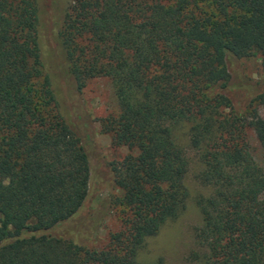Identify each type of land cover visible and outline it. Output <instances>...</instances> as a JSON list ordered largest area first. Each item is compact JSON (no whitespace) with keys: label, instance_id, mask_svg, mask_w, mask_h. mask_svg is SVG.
<instances>
[{"label":"trees","instance_id":"obj_1","mask_svg":"<svg viewBox=\"0 0 264 264\" xmlns=\"http://www.w3.org/2000/svg\"><path fill=\"white\" fill-rule=\"evenodd\" d=\"M54 16L43 0H0V264H168L140 251L187 207L181 131L210 189L186 260L264 264V170L245 134L264 152V116L226 93L242 57L264 68V0H71L59 29ZM99 76L118 107L101 130L129 153L110 163L121 226L97 250L78 95Z\"/></svg>","mask_w":264,"mask_h":264},{"label":"rangeland","instance_id":"obj_2","mask_svg":"<svg viewBox=\"0 0 264 264\" xmlns=\"http://www.w3.org/2000/svg\"><path fill=\"white\" fill-rule=\"evenodd\" d=\"M43 1L53 7L54 24L56 29H59L71 0ZM240 63L239 74H232L226 93L231 98L236 111L245 118L250 116L254 108L260 116H264V108L257 100L258 95L264 94V68L261 65L260 55L252 52L242 57ZM60 85L65 89L63 84ZM78 99L80 105L88 113V123H86L89 124L90 129L87 131L83 127V132L86 135L92 134L90 139L93 142L91 165L94 170V179H99L97 183L95 182L88 198V213L94 230L86 247L100 250L106 245L109 233L121 226L120 208L113 201L116 196L121 195V190L115 187L112 181L110 163L121 160L129 153V150L125 146L113 145L110 136L101 130V120L118 110L111 80L105 76L88 80L78 95ZM245 134L254 161L264 170V152L253 130L246 127ZM179 136L180 145L184 148L189 161L184 177L189 191L187 207L180 217L163 228L161 235L150 240L141 249L140 258L143 261L153 262L162 255L168 264H191L186 260V255L194 247L193 231L200 224L195 199L200 194H207L210 189L199 184L195 178L203 165L197 158V152L189 147L186 133L181 131Z\"/></svg>","mask_w":264,"mask_h":264}]
</instances>
